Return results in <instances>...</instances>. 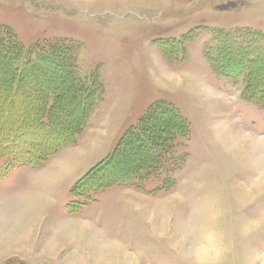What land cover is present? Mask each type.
Segmentation results:
<instances>
[{
    "label": "rangeland",
    "instance_id": "1",
    "mask_svg": "<svg viewBox=\"0 0 264 264\" xmlns=\"http://www.w3.org/2000/svg\"><path fill=\"white\" fill-rule=\"evenodd\" d=\"M119 186L164 240L89 254ZM0 231V264H264V0H0Z\"/></svg>",
    "mask_w": 264,
    "mask_h": 264
},
{
    "label": "crops",
    "instance_id": "2",
    "mask_svg": "<svg viewBox=\"0 0 264 264\" xmlns=\"http://www.w3.org/2000/svg\"><path fill=\"white\" fill-rule=\"evenodd\" d=\"M68 158H69V156L66 159H68ZM73 162L74 161H72V163ZM61 167H63V166L61 165ZM52 172H54V175L58 176L61 172L63 173L66 171H60L58 168H56V171L54 169V171H52ZM138 188L141 189V187L119 186L118 188L114 187V188H111L105 192L106 194L107 193L111 194L110 200L109 199H108L109 201L107 200L108 203L111 204V201H112L115 206H119V207H115L117 210L116 218H115V221L109 225L108 232H106L104 229H98L96 226L93 227V225H91V224H90L91 226H89V224L77 225V227L75 229V236H77L78 239L80 238L83 245L87 246V251L89 252V254H92L91 248L89 246V241L87 238H84V236L82 237V235L78 231L82 227H85L86 234H87L88 230H91V229L94 230L97 234H99L97 232V231H99L107 239H109L113 242H122V241L125 242L126 241L128 244H131L132 243L131 241H138V240H140V238L142 236H143L142 241H144V239L148 238V237H151L157 241H163L164 240V236L162 234H159L156 230L157 228H155L157 224H155V222L148 220L149 218L146 217L145 210H142V209L139 210V209H136L135 206H133L136 204L137 200H141V202L145 201L146 203H148V200L151 199V198H149L151 196L148 197V195H145L146 193L142 192ZM105 193H104V195H106ZM173 195L168 196V198H171ZM99 196H100V194H99ZM160 196H163V195H160ZM39 198L40 197L37 198L38 200L35 199L34 203H36L37 205L40 203L42 205L44 200H43V198L42 199L41 198L39 199ZM165 199L163 198V202ZM19 201L21 204H23L22 199H20ZM157 203H159V202H155L153 205H158ZM237 209L239 210L238 204H237ZM154 213L157 214L156 212H154ZM155 214L153 216V219L157 218ZM234 215H235V217H239V212H238V214H234ZM230 216H233V214H230ZM162 223H164V222H162ZM176 224L177 223H175L173 225L176 228L174 241H177L176 238H177V231H178L177 227L178 226ZM190 224H191V222H190ZM163 226H164V224H163ZM191 226H193V223ZM66 228H68V227L67 226H59V227H57L56 232L66 230ZM68 230H69V228H68ZM188 234H189V231H188ZM63 236H65V234L60 235V237L56 234V237H58V239L62 238ZM71 236H72V234H71ZM173 236H174V232H173ZM66 237H69V235L67 234ZM189 240H190V237H189ZM127 250H128L127 252L132 253L131 248L127 249ZM70 256L74 257L76 259L75 254L70 255Z\"/></svg>",
    "mask_w": 264,
    "mask_h": 264
},
{
    "label": "bare ground",
    "instance_id": "3",
    "mask_svg": "<svg viewBox=\"0 0 264 264\" xmlns=\"http://www.w3.org/2000/svg\"><path fill=\"white\" fill-rule=\"evenodd\" d=\"M67 169L65 168L64 164H63V170L62 171H66ZM37 197V196H35ZM14 204V203H13ZM36 204V203H35ZM34 206H37L35 205ZM30 206V204H28ZM17 211V210H16ZM11 218V222H14V227L16 226H21V228L28 222L31 221V217H30V213H29V208H28V212L26 209H24V211L19 214L18 212H15V214L11 213V215L8 216L7 220H9ZM5 219V218H4ZM28 226V225H27ZM68 230V228H66V230L63 231H59L58 233L60 235L65 234ZM79 233L82 235V237L84 236V238H87L89 241V246L91 248V252L93 253H98V246H101V243H99V239H98V235L94 230H88L87 234H86V229L85 227H82L80 230H78ZM1 235H3V232L0 231V237ZM100 236V235H99ZM101 237V236H100ZM99 237V238H100ZM98 245V246H97ZM101 261H104V256L100 257ZM104 264H107L106 262H103Z\"/></svg>",
    "mask_w": 264,
    "mask_h": 264
},
{
    "label": "trees",
    "instance_id": "4",
    "mask_svg": "<svg viewBox=\"0 0 264 264\" xmlns=\"http://www.w3.org/2000/svg\"><path fill=\"white\" fill-rule=\"evenodd\" d=\"M5 57H7V56H5ZM42 109V108H41ZM40 112H42V110L40 111ZM44 123V126L46 125V126H48L49 125V123L50 122H43ZM42 128V127H41ZM36 129V128H35ZM30 132H32V131H30ZM27 133H29V131H27ZM54 148L55 147H52L51 148V150H54ZM24 151H25V153H27L28 155L27 156H24V157H21L20 156V162L21 163H24V164H32V165H34V163L35 162H37V161H39L40 160V158L42 157V155H41V152H39V154H38V156H35L34 154H33V152H32V150L29 148V147H26L25 146V148H22ZM37 164V163H36Z\"/></svg>",
    "mask_w": 264,
    "mask_h": 264
}]
</instances>
